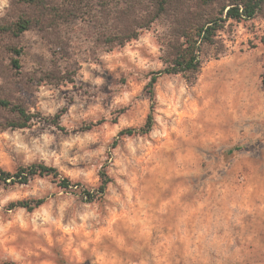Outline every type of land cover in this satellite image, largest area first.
I'll list each match as a JSON object with an SVG mask.
<instances>
[{
  "label": "rangeland",
  "instance_id": "obj_1",
  "mask_svg": "<svg viewBox=\"0 0 264 264\" xmlns=\"http://www.w3.org/2000/svg\"><path fill=\"white\" fill-rule=\"evenodd\" d=\"M15 12L0 0V23ZM97 32L87 19L63 26L59 47L38 31L21 40L25 73L55 62L66 79L18 94L42 118L0 133V167L45 164L80 186L37 178L0 190V264H264V18L234 24L196 85L162 75L153 131L116 148L150 115L167 26L112 52ZM8 65L0 50V77ZM57 115L64 131L43 118ZM104 169L112 183L89 202L82 191L97 189ZM25 199L45 204L10 208Z\"/></svg>",
  "mask_w": 264,
  "mask_h": 264
},
{
  "label": "trees",
  "instance_id": "obj_2",
  "mask_svg": "<svg viewBox=\"0 0 264 264\" xmlns=\"http://www.w3.org/2000/svg\"><path fill=\"white\" fill-rule=\"evenodd\" d=\"M16 12L0 23V50L8 55L9 65L0 77V133L8 130L30 129L42 118L32 113L18 96L30 84L61 86L66 75L53 62L51 71L39 69L24 72L22 59L26 47L22 38L38 31L55 47L62 44L63 26L88 19L99 32L98 44L112 52L137 41L144 31L159 21L165 22L167 32L162 40V61L165 69L155 75L149 84L151 112L141 128L121 131L113 146L120 140L149 135L155 126V85L162 75H182L191 86L196 85L204 64L219 59L227 51L224 35H229L234 24L264 18V0H11ZM5 43V45H3ZM264 43V39H263ZM61 53V52H60ZM60 115L43 117L54 127H60ZM95 126L85 127L91 131ZM101 185L94 191L83 190L89 202L102 200L112 180L104 169ZM37 178L53 180L61 189L80 186L59 171L45 164L22 166L11 172L0 167V190L17 185H29ZM45 204L44 199H25L10 204L12 210L34 212ZM7 264V263H5Z\"/></svg>",
  "mask_w": 264,
  "mask_h": 264
}]
</instances>
